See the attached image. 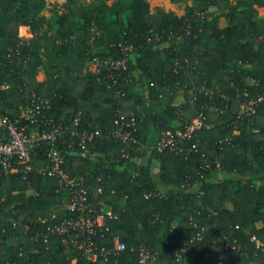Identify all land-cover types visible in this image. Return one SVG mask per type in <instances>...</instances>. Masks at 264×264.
I'll return each mask as SVG.
<instances>
[{"label": "trees", "instance_id": "1", "mask_svg": "<svg viewBox=\"0 0 264 264\" xmlns=\"http://www.w3.org/2000/svg\"><path fill=\"white\" fill-rule=\"evenodd\" d=\"M79 1L68 0L67 7ZM172 1L192 3L183 16L161 7L152 13L148 0L79 3L59 18L51 34L39 31L47 0H0V62L11 82L0 90L4 108L18 114L36 91L49 99V115L57 122L77 130L97 127L104 135L96 158L72 152L75 139L57 147L69 173L84 181L94 182L96 174L105 179L95 198L117 217L109 220L111 231L100 237V245L114 247L117 235L126 246L108 264H143V246L156 255L151 264H264V253L252 240L264 242V101L236 126L231 123L245 91L254 97L264 93V15L259 12L264 0ZM22 26H29L33 37L21 38ZM121 45L135 49L129 81L118 82L126 91L119 99L111 81L87 71L86 64L95 56L116 55ZM12 49L29 56L27 62L14 58L11 64ZM37 66L44 80L37 79ZM198 85L213 94L199 92L193 100L189 91ZM216 93L229 98L223 111L215 109ZM119 110L138 121L142 145L108 136ZM200 113L212 127L199 131L196 150L158 152L150 145L161 131L182 128ZM35 151L36 167L50 163L44 150ZM32 181L36 192L28 194L27 180L0 166V264H100L47 230L68 215L57 210L62 196L53 178ZM199 227L205 228L201 245L192 242ZM183 248L187 251L178 259Z\"/></svg>", "mask_w": 264, "mask_h": 264}, {"label": "built area", "instance_id": "2", "mask_svg": "<svg viewBox=\"0 0 264 264\" xmlns=\"http://www.w3.org/2000/svg\"><path fill=\"white\" fill-rule=\"evenodd\" d=\"M26 28L31 30L29 26ZM39 31L44 32L43 26ZM33 35L31 32L28 33L29 37H23L19 33L21 38H30ZM149 39L152 40L151 37ZM134 49L133 45H121L116 55L95 56L89 61L91 66H94V70L90 68L87 71L110 80L111 85L116 88L115 95L119 99L126 97V91L118 87V82L122 77L129 81L127 73ZM14 58L19 63L24 61L25 64L29 56L24 57L20 49H12L8 52L7 59L13 64ZM2 67L3 64L0 62V90H6L11 86V82L4 78L9 76V73L5 72ZM10 69L14 71L13 66ZM199 92L206 96L213 94L204 85L195 86L189 91L193 100ZM244 95L245 98L240 104L236 119L231 122L234 126L244 116L255 112V107L264 101V93L254 97L245 91ZM215 109L219 108L215 107ZM220 110L223 111V108ZM49 111V99L33 91L21 105L19 113L12 116L4 108V102L0 96V166L5 172L19 173L23 180H27L26 192L28 194L36 192L32 178L37 176L53 178L57 184L56 192L62 196V202L57 210L68 216L50 224L47 230L56 233L62 242L76 248L87 260L93 263L108 264L126 246L117 235L114 236V247L108 248L100 245V237L111 231L109 220L117 217L113 209L106 205H99L95 198L96 194L104 191L105 179L101 174H96L93 176L94 182L90 179L84 181L78 174L69 173L65 168V154L57 147V144L66 138L75 139L76 144L71 145L72 152L88 154L96 158L99 155L97 145L104 135L97 127L71 129L68 125L53 119ZM79 122L80 115L76 117V123ZM210 127L212 126L207 123L206 116L200 113L182 128L161 131L156 140L150 142V145L158 152H162L167 147L172 149L177 147L178 152L188 155L189 152L198 148L199 131ZM137 133L138 121L134 118L129 121L119 110L114 120V130L108 136L123 143H130L133 147L142 145ZM35 147L44 150L50 162L48 165L35 166ZM121 151L123 156L127 155L124 148ZM210 164V161L205 159L203 168H210ZM217 167H220L219 162H217ZM53 216L56 217V213ZM252 240L256 242V247L264 253V242L256 237ZM204 241L205 228L199 227L192 237V242L201 245ZM213 243L216 242L213 241ZM186 251L187 249L183 248L177 252L178 259H181ZM206 255L209 256V252ZM155 260L156 255L143 246L140 254L141 263L151 264Z\"/></svg>", "mask_w": 264, "mask_h": 264}, {"label": "rangeland", "instance_id": "3", "mask_svg": "<svg viewBox=\"0 0 264 264\" xmlns=\"http://www.w3.org/2000/svg\"><path fill=\"white\" fill-rule=\"evenodd\" d=\"M93 0H80L77 4L72 3L70 7H67L68 0H50V2H47L45 9L43 10L44 12V23H43V29L48 30L49 33L51 34H56L58 30V20L59 18L65 14L70 12V9H75L78 7L79 3H89L92 2ZM105 1L108 5H112L113 3L117 2L118 0H102ZM251 0H233V3H242V2H250ZM192 1H188L187 3H175L172 0H150V8L151 12L154 13L157 8L161 7L167 11H172L178 16H183L189 9ZM259 12L261 15H264V8H259ZM221 26H224L226 24V19L225 17H222L220 20ZM33 33L32 30L27 29L26 26H22L19 29V33L23 37H29L28 33ZM101 36V33L97 34L96 40L98 41ZM42 56V55H41ZM43 56L42 58H44ZM37 79L38 80H44L45 75L42 72L43 70L41 66H37ZM94 70V66H91V62L86 64V70L88 69ZM183 90H180L182 92ZM200 94V93H199ZM227 96L223 95H218V93L215 94L214 96V101L216 103L217 108L221 109L227 105L228 101ZM154 133V131H152ZM156 137V136H155Z\"/></svg>", "mask_w": 264, "mask_h": 264}, {"label": "crops", "instance_id": "4", "mask_svg": "<svg viewBox=\"0 0 264 264\" xmlns=\"http://www.w3.org/2000/svg\"><path fill=\"white\" fill-rule=\"evenodd\" d=\"M148 1L150 2V0H148ZM47 2H50V0H47ZM42 15L44 16V12H42ZM156 138H157V136L156 137H153L152 141H155Z\"/></svg>", "mask_w": 264, "mask_h": 264}]
</instances>
